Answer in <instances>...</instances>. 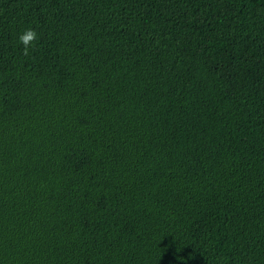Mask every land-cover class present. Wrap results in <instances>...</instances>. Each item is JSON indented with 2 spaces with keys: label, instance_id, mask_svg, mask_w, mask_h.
Returning <instances> with one entry per match:
<instances>
[{
  "label": "trees",
  "instance_id": "16d2710c",
  "mask_svg": "<svg viewBox=\"0 0 264 264\" xmlns=\"http://www.w3.org/2000/svg\"><path fill=\"white\" fill-rule=\"evenodd\" d=\"M0 264H264V0H0Z\"/></svg>",
  "mask_w": 264,
  "mask_h": 264
},
{
  "label": "clouds",
  "instance_id": "9594fccd",
  "mask_svg": "<svg viewBox=\"0 0 264 264\" xmlns=\"http://www.w3.org/2000/svg\"><path fill=\"white\" fill-rule=\"evenodd\" d=\"M38 38V33L33 28H28L20 34L19 43L23 45V54L25 56L30 54V50L35 47Z\"/></svg>",
  "mask_w": 264,
  "mask_h": 264
}]
</instances>
